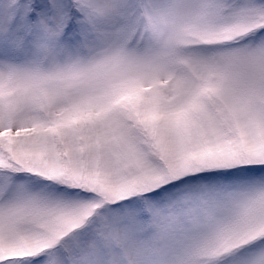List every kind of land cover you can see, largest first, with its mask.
Here are the masks:
<instances>
[{
    "label": "snow or ice",
    "instance_id": "snow-or-ice-1",
    "mask_svg": "<svg viewBox=\"0 0 264 264\" xmlns=\"http://www.w3.org/2000/svg\"><path fill=\"white\" fill-rule=\"evenodd\" d=\"M0 264H264V0H0Z\"/></svg>",
    "mask_w": 264,
    "mask_h": 264
}]
</instances>
